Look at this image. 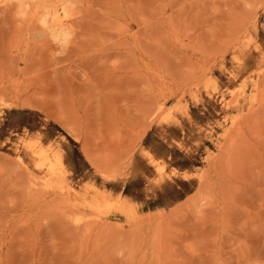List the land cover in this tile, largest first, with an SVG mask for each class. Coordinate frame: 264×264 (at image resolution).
I'll return each instance as SVG.
<instances>
[{
	"label": "rangeland",
	"instance_id": "obj_1",
	"mask_svg": "<svg viewBox=\"0 0 264 264\" xmlns=\"http://www.w3.org/2000/svg\"><path fill=\"white\" fill-rule=\"evenodd\" d=\"M0 264H264V0H0Z\"/></svg>",
	"mask_w": 264,
	"mask_h": 264
},
{
	"label": "bare ground",
	"instance_id": "obj_2",
	"mask_svg": "<svg viewBox=\"0 0 264 264\" xmlns=\"http://www.w3.org/2000/svg\"><path fill=\"white\" fill-rule=\"evenodd\" d=\"M44 164V163H43ZM40 166H41V163H40ZM43 167V166H42ZM54 167V166H53ZM44 168V167H43ZM52 168V167H51ZM38 169H39V167H38ZM47 169V168H46ZM49 170H51L50 168H49ZM47 177V176H46ZM44 179H46V178H44ZM50 186V185H49Z\"/></svg>",
	"mask_w": 264,
	"mask_h": 264
}]
</instances>
